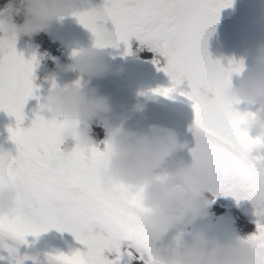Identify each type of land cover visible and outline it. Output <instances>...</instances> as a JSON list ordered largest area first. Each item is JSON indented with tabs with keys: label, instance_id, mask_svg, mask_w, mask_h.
<instances>
[{
	"label": "snow or ice",
	"instance_id": "obj_1",
	"mask_svg": "<svg viewBox=\"0 0 264 264\" xmlns=\"http://www.w3.org/2000/svg\"><path fill=\"white\" fill-rule=\"evenodd\" d=\"M230 3L104 0L72 15L92 32L98 47H116L122 41L130 54L132 38L154 53L152 63L169 76L171 86L152 91L164 96L179 91L191 101L195 151L206 157L214 176L210 191L213 196L246 197L252 202L258 218L249 235L254 242L264 240V153L249 150L254 141L244 116L220 91L239 65L229 61L228 67L223 66L210 56L207 46L219 9ZM38 62L36 55L25 59L14 43L0 42V110L15 120L7 128L15 152L0 147V185L18 175L32 189L31 214L14 210L0 215V249L12 264H22L26 257L18 255L17 249L27 243L25 237L54 227L71 232L83 251L48 254V264H166L168 244L158 246L161 236L150 237L140 226L139 217L146 210L138 194L102 176L107 142L102 147L75 145L64 151L58 121L44 119L37 110L25 123V101L39 87L35 83ZM181 82L187 83L188 91L178 88ZM50 162L56 167L52 174L46 171Z\"/></svg>",
	"mask_w": 264,
	"mask_h": 264
},
{
	"label": "clouds",
	"instance_id": "obj_2",
	"mask_svg": "<svg viewBox=\"0 0 264 264\" xmlns=\"http://www.w3.org/2000/svg\"><path fill=\"white\" fill-rule=\"evenodd\" d=\"M77 0H6L0 6V42L16 43L19 37L31 38L46 32L53 21L67 17ZM133 39L130 38V42ZM218 60V59H217ZM239 65L234 83L231 73L221 86L224 99L233 105H254L238 110L244 116V126L254 141L249 150L264 153V42L257 43L251 63L245 57L227 58ZM73 72L76 79L63 85L51 86L39 102L41 117L61 124L58 136L62 150L73 146L97 144L92 133L94 118L112 111L108 96L95 87L86 86L91 78H100L112 69L105 61L103 47L94 43L72 50L69 62L56 65ZM202 93L207 88L201 85ZM129 115L117 117L115 124H102L107 142V155L102 176L113 183L126 186L137 193L144 211L139 217L146 235L160 237L169 230L186 233L187 238L174 236L168 244L166 264H264V240L250 241L249 235L232 234L221 238L204 228L190 227L207 216L209 193L214 176L206 166V157L188 148L186 141L163 125L149 123L143 127L126 126ZM251 133V134H250ZM188 148L190 162L173 161V154ZM55 163L46 165L49 174ZM32 189L18 175L0 185V215L12 211L31 214ZM103 254V250H101Z\"/></svg>",
	"mask_w": 264,
	"mask_h": 264
},
{
	"label": "trees",
	"instance_id": "obj_3",
	"mask_svg": "<svg viewBox=\"0 0 264 264\" xmlns=\"http://www.w3.org/2000/svg\"><path fill=\"white\" fill-rule=\"evenodd\" d=\"M5 2L6 0H0V6H3ZM103 3L104 0H77L74 11L87 10L89 7H96ZM229 5H233V11L229 13L227 6L219 9L214 30L208 37V41L212 40L215 54L218 57H220L224 51L229 50L231 52L233 49L237 50L240 54H244L243 47L238 39V36L242 33L240 31L242 28V18L247 21V26L251 28L250 32L253 37L256 33L262 31V40L260 42H263V0H231ZM219 18H229V25L226 27L220 24ZM108 23L109 22H105V25ZM63 34L66 36V41L63 39ZM91 34L92 32L79 23L77 18L71 14L53 21L46 32H40L31 38L19 37L17 39L15 47L18 53H21L25 59H29L31 56L36 55L39 60L35 69V83L39 87L34 90V95L28 97L25 101L23 109L25 123L30 122L34 117V113L38 110L40 100L47 93L53 82L57 85H63L66 82L76 79L75 73L61 71L56 65L67 64L72 50L88 45V43H85L84 39L86 35ZM226 39L232 44L231 48L225 43ZM260 42L256 41L254 45ZM130 45V54L125 53V45L122 41L118 42L116 47L109 46L105 54V61L112 69L120 68L122 70L119 72L109 71L103 77L91 78L86 85L88 87H95L98 93L106 95L110 99L112 111L102 114L98 118H94L92 122V133L97 140V144L101 147L105 139V131L101 125L109 123L115 124L119 116L130 114L131 118L126 122V126L131 127H143L149 123L165 125L162 106L140 95L135 90L129 89L126 84L130 82V85L134 86L137 82H140L145 75L156 74L162 77L156 88H165L171 86L170 78L164 71L159 70L158 67L152 63L154 53L149 48L141 46L135 39L130 42ZM224 53L227 54L226 52ZM225 67H227V65ZM231 78L235 83L237 80L236 74L233 73ZM178 88L183 91L189 90L186 82H181ZM179 93V91H172L170 94L177 95ZM159 95L162 96L161 94ZM37 97H39V99H37ZM184 97L187 98L186 96ZM234 107L239 110L240 104L234 105ZM170 120L175 123L171 117ZM14 123V117L4 112L3 120L0 123V147L13 152H15V145L8 138L7 128L10 125H14ZM167 127L174 130L179 139L186 141L188 148L195 145L193 131L184 129L178 133L176 123L173 126L168 125ZM98 129H100L102 133L96 135V130ZM188 148L174 153L173 161L183 160L185 162H190L191 155H189ZM50 230L54 231L55 234L59 236L65 235L67 247L83 249V245L74 238L71 232L59 231L54 227H50ZM172 238L173 235L168 231L162 234L157 241V245L169 244ZM17 254L26 257L22 261V264H48V259H46V257L33 251L26 243H21L18 246ZM0 264H12L8 253L4 249H0ZM132 264H138V262L133 261Z\"/></svg>",
	"mask_w": 264,
	"mask_h": 264
},
{
	"label": "rangeland",
	"instance_id": "obj_4",
	"mask_svg": "<svg viewBox=\"0 0 264 264\" xmlns=\"http://www.w3.org/2000/svg\"><path fill=\"white\" fill-rule=\"evenodd\" d=\"M232 6L233 5H227L229 13L233 11ZM242 19V30L240 31L245 32L247 38H250L251 40L253 39L254 44L256 41L260 42L262 40V31H259L253 37L251 33L249 34L250 31L247 30V28L245 27L246 20H244V18ZM219 23L227 27L229 25V18H219ZM105 27L111 30L110 23H108ZM63 36V39L66 41L65 34H63ZM85 40L88 44H92L94 37L93 35L87 36ZM248 44L250 45L252 51L247 52L249 61L245 59L246 64L251 63L250 58L255 47V45L254 47H252L253 45L251 41H249ZM207 46L210 56L213 59H218L223 66L227 65V58L229 56L239 57L232 50L231 52L229 50H226L224 52H226L227 54L223 52L220 57H218L215 54L212 40L207 41ZM108 48L109 46L103 47L105 54ZM161 78V76L156 74H148L145 75L144 78L140 82H137L134 86H131L130 82L126 84V86L131 90H135L137 93L148 98L152 102L162 106L163 121L165 122L164 126H173L176 123L178 133H180L181 130L184 129H187L188 131H193V109L191 107L190 100L185 98L184 95H181L180 93L177 95L169 94L168 96H160L157 92L152 91L153 89H156L157 84L160 82ZM245 107H248L249 109H254L255 106L240 104L239 110H244ZM3 113L4 111L0 110V123L3 120ZM169 116L175 121V123L170 120ZM101 133L102 131L100 129L96 130V135H99ZM208 195L210 198V203L206 208L207 216L203 220H198L192 226L193 228H204L209 233H214L221 238L232 234L244 236L252 234L255 231L256 220L258 218L254 213L252 202L249 199L244 197L237 200L232 195L213 196L212 193H209ZM169 233L172 234L173 237L181 236L183 239L187 238L186 233L178 234L175 229L169 230ZM65 238V235L59 236L55 234L54 231H51L50 228H48L46 231H42L36 236H32L30 234L27 235L25 237V240L27 241L26 244L31 249L35 250L38 254L44 255L45 257H48V254H55L57 252H62L68 255L76 249H80L75 247H67L65 243ZM80 250L83 251V249Z\"/></svg>",
	"mask_w": 264,
	"mask_h": 264
}]
</instances>
